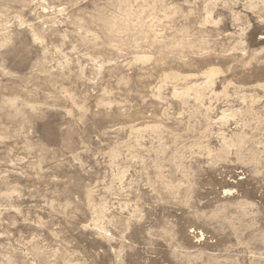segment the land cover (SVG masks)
Here are the masks:
<instances>
[{"label":"rangeland","instance_id":"374dc122","mask_svg":"<svg viewBox=\"0 0 264 264\" xmlns=\"http://www.w3.org/2000/svg\"><path fill=\"white\" fill-rule=\"evenodd\" d=\"M0 264H264V0H0Z\"/></svg>","mask_w":264,"mask_h":264}]
</instances>
